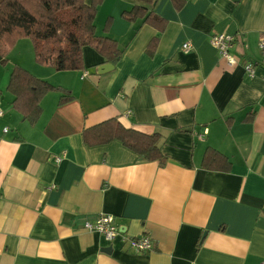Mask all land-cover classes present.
Returning <instances> with one entry per match:
<instances>
[{
	"label": "crops",
	"instance_id": "0c3cea01",
	"mask_svg": "<svg viewBox=\"0 0 264 264\" xmlns=\"http://www.w3.org/2000/svg\"><path fill=\"white\" fill-rule=\"evenodd\" d=\"M135 4L143 3L98 7L97 35L117 40V63L85 46L84 69L57 70L36 61L27 37L0 63V264H264V0H185L181 8L158 0L147 6L167 20L163 30L126 20ZM217 32L235 37V67L210 42ZM106 63L113 67L101 71ZM15 66L64 89L44 96L34 123L8 91ZM111 118L159 134L166 161L120 140L83 141L85 129ZM208 148L231 169L204 168ZM101 214L127 236H151L153 250L134 252L84 227Z\"/></svg>",
	"mask_w": 264,
	"mask_h": 264
},
{
	"label": "trees",
	"instance_id": "16d2710c",
	"mask_svg": "<svg viewBox=\"0 0 264 264\" xmlns=\"http://www.w3.org/2000/svg\"><path fill=\"white\" fill-rule=\"evenodd\" d=\"M135 4L123 13V17L135 22L142 19L158 30H163L167 20L154 9L158 0H135ZM103 0H0V63L8 62V53L21 38H30L33 42L36 61L40 64L51 62L57 70H82L85 68L84 47L96 49L108 62L117 63L122 50L116 39L98 36L96 15ZM181 8L185 0H173ZM111 19L104 26L108 31ZM158 38H153L147 48L152 55L156 50ZM8 91L14 95V108L25 119L36 122L41 113V102L51 90L64 91L46 80L40 79L28 70L15 66L11 72ZM69 99L68 96L61 101ZM83 141L90 145H100L120 140L126 147L150 161H166L159 145L160 135L146 134L132 128H126L118 119L111 118L83 131ZM202 166L209 170L229 171L231 162L219 151L208 148Z\"/></svg>",
	"mask_w": 264,
	"mask_h": 264
},
{
	"label": "built area",
	"instance_id": "2783aa9c",
	"mask_svg": "<svg viewBox=\"0 0 264 264\" xmlns=\"http://www.w3.org/2000/svg\"><path fill=\"white\" fill-rule=\"evenodd\" d=\"M235 37L231 34L224 32H217L210 38L212 45L218 49L221 57L226 61L230 67H235L239 64V58L231 52V46L233 45ZM192 47L191 42H186L183 45L185 51H189ZM259 48L261 51V63L264 64V33L259 40ZM244 67L250 76L255 75V66L253 62L247 61L244 63ZM89 72L85 71L84 76ZM4 114V109L0 102V117ZM8 128L5 127V130ZM57 162L62 160L61 156L56 157ZM84 227L90 231L100 233L107 241L112 242L117 238L121 241L129 250L134 252H149L154 248V242L151 236L143 234L137 237H130L124 233L122 227L116 223L115 217L112 214H101L93 221H86Z\"/></svg>",
	"mask_w": 264,
	"mask_h": 264
},
{
	"label": "water",
	"instance_id": "95a60500",
	"mask_svg": "<svg viewBox=\"0 0 264 264\" xmlns=\"http://www.w3.org/2000/svg\"><path fill=\"white\" fill-rule=\"evenodd\" d=\"M113 67V64L112 63H106V64H102L101 66H100V70L101 71H105V70H107V69H109V68H112Z\"/></svg>",
	"mask_w": 264,
	"mask_h": 264
}]
</instances>
